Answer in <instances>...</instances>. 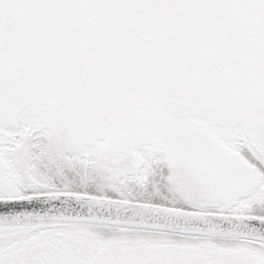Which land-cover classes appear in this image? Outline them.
<instances>
[{"label":"snow or ice","instance_id":"1","mask_svg":"<svg viewBox=\"0 0 264 264\" xmlns=\"http://www.w3.org/2000/svg\"><path fill=\"white\" fill-rule=\"evenodd\" d=\"M0 264H264V0H0Z\"/></svg>","mask_w":264,"mask_h":264}]
</instances>
